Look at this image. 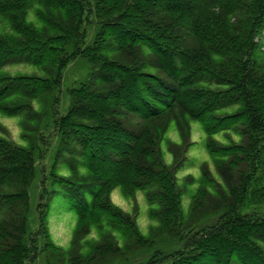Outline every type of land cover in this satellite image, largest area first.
<instances>
[{
  "label": "trees",
  "instance_id": "obj_1",
  "mask_svg": "<svg viewBox=\"0 0 264 264\" xmlns=\"http://www.w3.org/2000/svg\"><path fill=\"white\" fill-rule=\"evenodd\" d=\"M30 10L37 26L26 21ZM0 19L7 22L0 33V113H25L37 123L43 113L34 112L33 104L50 93L52 105L62 69L80 57L92 65L94 82L74 90L67 118L96 121L91 130L97 136L81 138L83 147L116 141L106 154L86 155L85 168L97 187L89 202H73L74 240L65 253L45 246L51 259L59 264H106L112 257L124 264L200 259L264 264V219L240 215L249 204H264V0H0ZM87 24L99 30L84 46L79 39ZM20 59L43 77L3 73ZM231 107L232 113L220 115ZM129 117H136L134 125ZM193 122L203 128L219 178L207 167L201 172L197 196L210 200L211 191L221 210L207 231L192 228L201 204L196 196L190 216L181 213L182 193L161 153L169 130L184 139ZM225 131L241 142L215 143L212 137ZM29 157L27 150L0 142V264H25L30 249H36L27 236L23 185L29 177L19 176ZM116 186L146 192L149 218L156 224L148 237L103 197ZM91 228L100 231V239L82 251L78 236ZM178 242L182 246L176 248ZM130 257L137 261L129 262Z\"/></svg>",
  "mask_w": 264,
  "mask_h": 264
},
{
  "label": "rangeland",
  "instance_id": "obj_2",
  "mask_svg": "<svg viewBox=\"0 0 264 264\" xmlns=\"http://www.w3.org/2000/svg\"><path fill=\"white\" fill-rule=\"evenodd\" d=\"M26 19L28 24L38 25L31 10ZM6 24L5 20L0 19V33H5ZM82 28L84 30H82V37L79 41H84V46L89 45L94 40L99 26L87 24ZM261 37L262 44H264V32ZM151 58L152 56L148 55L146 60H151ZM91 72L95 73L92 70V65L85 59L78 57L70 60L61 71L58 87L53 93L54 103L48 104V100H52L51 94L48 93L46 99L33 104L34 112L43 113L37 123L26 120L25 113L18 116H6L0 113V142L13 148L27 150L30 155L25 169L19 172V176L21 179L29 177L27 184L23 185L28 194L26 212L30 233L27 236L29 247H33L35 243L36 249H30L29 257L31 259L25 264H59L51 259L52 252L44 250L47 245L57 249L59 253L69 251L78 226V215L73 202L77 204L89 202L92 190L97 187L92 185L91 175L85 168L86 155L90 156L91 153L106 154L116 144V141L111 143L101 139L97 143H88L83 147L81 138L97 136L91 130L96 121H78L74 120V117L67 118L74 105L76 97L73 93L74 90L82 86L81 84L91 87L89 84L94 82ZM3 73L11 76L43 77L42 73L37 72L22 59L10 62L4 68ZM233 109L231 107L224 110L220 115L230 114ZM135 118L131 120L129 117V123L133 121L131 124L134 125L137 121L134 120ZM70 121L82 124V129L71 127ZM31 129H35V131ZM212 138L215 143L223 147L241 142V138L232 131L221 132ZM205 143L206 135L202 126L198 122H193L189 127L187 138L183 139L176 131L169 130L161 144L163 162L171 170L176 186L182 193L180 198L181 213L185 218L190 216L193 197L196 196V202L198 200L201 202L192 218V222L197 221L192 226L194 231H207L221 215L220 206L215 202V196L211 191L210 200L206 196H197L201 172L205 167L208 168L214 179L219 180L216 167ZM106 145L109 146L106 147ZM30 170L32 171L31 175H29ZM94 182L98 184L97 181L94 180ZM146 196L144 191L132 188L123 190L119 186L110 187L103 192L105 200L113 208L132 219L139 232L148 237L151 228L156 224L149 218L150 204ZM213 204L215 205L211 206ZM81 206L79 209L82 208ZM240 215L249 221H262L264 219V204H249V206L240 209ZM107 232L110 231L107 230ZM99 234L100 231L95 228L80 234L78 244L82 247L81 250L86 251L92 244L98 242ZM112 235L117 240V245L121 246L120 237L114 233ZM30 239L33 241L32 243L29 242ZM180 246H182V242L176 243V248ZM130 258L129 262L137 261L136 257ZM124 263V260L112 257L106 264ZM194 264H204V260L200 259Z\"/></svg>",
  "mask_w": 264,
  "mask_h": 264
}]
</instances>
